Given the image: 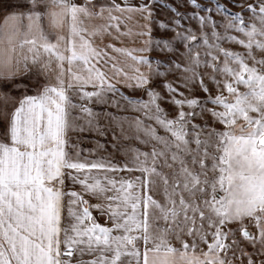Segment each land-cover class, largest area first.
I'll list each match as a JSON object with an SVG mask.
<instances>
[{
    "label": "snow or ice",
    "instance_id": "obj_1",
    "mask_svg": "<svg viewBox=\"0 0 264 264\" xmlns=\"http://www.w3.org/2000/svg\"><path fill=\"white\" fill-rule=\"evenodd\" d=\"M0 264H264V0H0Z\"/></svg>",
    "mask_w": 264,
    "mask_h": 264
},
{
    "label": "rangeland",
    "instance_id": "obj_2",
    "mask_svg": "<svg viewBox=\"0 0 264 264\" xmlns=\"http://www.w3.org/2000/svg\"><path fill=\"white\" fill-rule=\"evenodd\" d=\"M96 107H97V109H98V106H96ZM121 115H123V113H121ZM128 115H132V113H128ZM78 134H79V133H73V136L78 135ZM118 134H119V133H118ZM83 135H85V136H94L95 133H94V132H92V133L85 132ZM128 135H129V136L132 135V133H131L130 130H128ZM108 139H109V140L112 139L111 134H109ZM123 143H124L126 146H132V147H143L142 145H139L138 141H136L134 138H130V139L126 140V141H123ZM83 144H84V147H89V146H91V145H90V142L87 141V140L84 141ZM118 155H120L121 157L123 156L122 153H121V154H118ZM129 155H130V153H129Z\"/></svg>",
    "mask_w": 264,
    "mask_h": 264
}]
</instances>
